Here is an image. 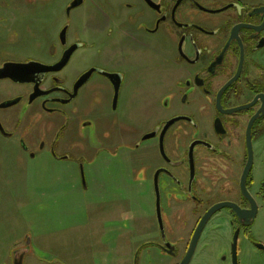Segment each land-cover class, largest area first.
Here are the masks:
<instances>
[{
    "label": "rangeland",
    "instance_id": "obj_1",
    "mask_svg": "<svg viewBox=\"0 0 264 264\" xmlns=\"http://www.w3.org/2000/svg\"><path fill=\"white\" fill-rule=\"evenodd\" d=\"M71 2L0 0V66L32 61L49 65L56 61L61 47L85 40L84 20L94 13L92 0L69 15L65 8ZM109 31L110 27L106 34ZM59 33H66L67 42L60 43ZM93 34L98 39L96 47L102 46L103 51L77 49L65 68L49 74L46 85L62 84L71 89L91 63L109 61V67L125 74L118 108L112 107L113 90L108 80L95 74L75 99L62 106L66 116L41 111L37 101L24 100L0 109V124L23 142L21 146L15 138L0 133V264H14L15 254L23 250L22 256H16L23 258V264L176 261L157 247L141 246L159 238L156 198L148 180L153 165L142 162L145 157L157 163L159 152L156 148H126H134L133 142L121 146L125 137L147 134L155 115L164 113L161 102L171 69L150 52L135 51L127 61L118 60L110 54V40ZM30 90L29 84L0 79V104L25 97ZM106 144L108 150H102ZM41 147L45 153L32 158L29 152ZM53 149L64 156L62 160L45 155ZM171 155L175 160L181 157ZM188 174L185 167V176ZM159 187L164 207L168 196L163 179ZM205 187L195 183L198 194L200 190L206 195L218 193L214 199L228 196L231 189L228 183L216 192L212 185ZM167 210L169 220L164 214L163 222L173 241L177 237L176 210ZM212 236L210 233L205 241Z\"/></svg>",
    "mask_w": 264,
    "mask_h": 264
},
{
    "label": "flooded vegetation",
    "instance_id": "obj_2",
    "mask_svg": "<svg viewBox=\"0 0 264 264\" xmlns=\"http://www.w3.org/2000/svg\"><path fill=\"white\" fill-rule=\"evenodd\" d=\"M85 3L86 0H73L65 11L70 15ZM91 3L94 13L84 20L85 40L61 47L56 61L49 65L60 62L74 45L78 47L67 64L79 48L94 47L102 52V46L96 47L95 32L99 38L110 40V54L118 60L127 61V56L135 51L150 52L171 69L161 102L164 113L155 115L147 134L121 141L125 147L133 142L134 148L126 147L129 150L156 148L160 155L157 163L142 158L144 165H153L148 180L156 198L159 238L141 246L157 247L176 259L173 264H181L202 218L215 205L231 203L210 215L188 264H264V0H92ZM67 39L66 33H59L61 44ZM108 64L109 61L91 63L71 89L62 84L46 85L49 74L63 68L36 73L30 82H17L29 84L31 90L27 96L25 93V97L16 99V104L37 101L41 111L66 116L62 106L75 99L95 74H100L111 85L112 107L116 109L125 74ZM88 73L75 92L78 82ZM34 94L38 95L33 97ZM0 133L5 138H15L23 146L15 133L6 131L2 124ZM108 147L106 144L102 150ZM44 151L41 147L40 151L29 153L36 158ZM171 154L181 157L175 160ZM45 155L58 160L64 157L55 149ZM81 168L83 172L82 165ZM246 169L247 194L242 187ZM162 179L168 196L165 209L159 187ZM156 181L163 227L157 214ZM198 181L206 187L212 185L215 192L226 183L231 189L228 196L216 200L218 193L214 196L204 194L205 190H200L201 194L197 188L195 191ZM166 207L176 210L177 237L173 241L163 222L164 214L169 220ZM172 228L170 224L169 229ZM184 232L188 234L186 238ZM209 232L215 235L205 241Z\"/></svg>",
    "mask_w": 264,
    "mask_h": 264
},
{
    "label": "water",
    "instance_id": "obj_3",
    "mask_svg": "<svg viewBox=\"0 0 264 264\" xmlns=\"http://www.w3.org/2000/svg\"><path fill=\"white\" fill-rule=\"evenodd\" d=\"M78 4V2H76L74 4V6H76ZM64 36V34H63ZM62 36V37H63ZM77 45H74L73 47H71L66 53L65 55L62 57V59L60 60V62H58L55 65H47L41 62H36V61H32V62H7L3 65V67L0 69V79H4V78H10L16 82H30L33 79V75L36 73H41V72H48V71H57L60 70L61 68H63L68 60L70 59V56L72 54V52L77 48ZM89 73L86 75V77L82 78L78 84L76 85L75 88V92L77 91V89L80 87V85L87 79ZM38 94H34L33 97H35ZM32 97V98H33ZM18 101L17 100H13L7 103H2L0 107L2 108H6V107H10L12 105H15ZM249 167V166H248ZM247 167V169H248ZM246 169L245 175L243 177V183H242V187L244 189L245 194H247L246 192V187H245V177L246 174L248 172V170ZM156 190H157V214H158V219L160 221V225L161 227H163V223H162V214H161V199H160V191H159V187H158V182L156 181ZM227 205H231V203H220L215 205L212 209L209 210V212L202 218L191 243V247L188 251V254L186 255V257L184 258V260L181 262V264H188L189 261L192 258V255L194 253L196 244L198 242V239L200 237L201 231L204 227V225L206 224V221L208 220V218L210 217V215L216 211L217 209L227 206ZM23 258H15V263L14 264H23Z\"/></svg>",
    "mask_w": 264,
    "mask_h": 264
},
{
    "label": "trees",
    "instance_id": "obj_4",
    "mask_svg": "<svg viewBox=\"0 0 264 264\" xmlns=\"http://www.w3.org/2000/svg\"><path fill=\"white\" fill-rule=\"evenodd\" d=\"M20 252H21V253H20ZM22 252H26V250H25V251L23 250V251H19V252H17V253L15 254V258H16V256H18L19 254L22 256V254H24V253H22ZM21 256H20V257H21ZM135 264H137V262H136Z\"/></svg>",
    "mask_w": 264,
    "mask_h": 264
},
{
    "label": "crops",
    "instance_id": "obj_5",
    "mask_svg": "<svg viewBox=\"0 0 264 264\" xmlns=\"http://www.w3.org/2000/svg\"><path fill=\"white\" fill-rule=\"evenodd\" d=\"M51 159V158H50Z\"/></svg>",
    "mask_w": 264,
    "mask_h": 264
}]
</instances>
